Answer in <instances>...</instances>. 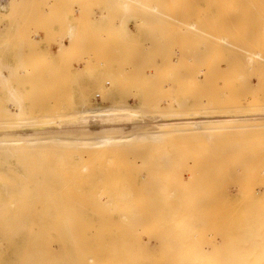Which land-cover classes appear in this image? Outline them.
Wrapping results in <instances>:
<instances>
[{
    "label": "rangeland",
    "instance_id": "obj_1",
    "mask_svg": "<svg viewBox=\"0 0 264 264\" xmlns=\"http://www.w3.org/2000/svg\"><path fill=\"white\" fill-rule=\"evenodd\" d=\"M256 1L257 3H255ZM256 1L227 0L226 3H229L228 5L225 3V6L228 7L220 9L221 6H224L222 5L224 3L222 1L221 4L218 0L217 2L215 0H1L0 2L5 4V10L2 14L0 13V137H3V139H11L20 135V137H24L32 129L28 123H32L34 120L42 122L44 125L41 123L39 127H45L46 131H56L59 128L78 130L84 127L100 129L108 125L122 126L125 130H131L137 125L147 123L148 126L144 128V131L150 132L154 130V126H157L160 121L166 119L165 117L167 119L174 118L171 116L173 113L207 111L209 115H212L213 111L223 112L229 109L230 106H232L230 109L234 106L237 113L257 112L261 108L264 110V62L259 61L260 58H256L255 60L260 62L258 66L252 67L246 63V54L249 55V53L254 52L264 58V20L262 21L259 18V16L264 15V12H261L262 9L260 11L258 9L260 8L258 5L264 7V0ZM218 9L220 10L218 11ZM226 9H228L227 12H223ZM220 11L225 16H220L221 20L218 18L219 21H215L217 14L222 15L219 13ZM228 19L229 21H227ZM220 22L222 25H220ZM192 24L195 26H191ZM70 28H72V36L70 37L72 45L69 47V38L67 39L66 36L69 34L68 30ZM216 37L224 38L225 43H228V45L224 44V41L223 44L220 43L219 38L217 40ZM59 45H65L64 48L61 47L62 51H59ZM244 50L251 51L246 53L247 51L244 52ZM205 74L204 78L203 75ZM190 76L195 79L192 81ZM258 78L260 79L258 80ZM225 85L226 89L224 88ZM232 91H234V95ZM97 94H100V96L97 97ZM192 95L196 96L191 98ZM83 98L88 101L89 106H108L111 104L131 107L138 116L115 117L110 120L90 116L88 120H84L76 115ZM175 118L183 117L175 116ZM51 119L56 120L58 123H46ZM253 122H242L239 124L241 127L233 124V126L228 125V127L226 125V127L222 126L219 131H222V129L225 131H222V133L218 131L216 132L217 135L214 133L216 137L196 132L197 135L192 134V136L190 134L188 136L190 131L182 128V126H180L181 129L179 125H175L178 130L175 129L173 133L167 132L158 141H152L151 136H148L149 138L147 137L141 143H133L130 146L122 145L124 148L120 146H109L110 149L107 146L95 147L92 144L93 142L84 145L74 142V145L67 144L70 145L69 147L61 142L45 144L42 141L27 143L20 148L12 145V142L0 144V174L5 172V193H3L4 191L0 192V203L3 205L0 210V234L9 229L10 232L16 231L20 226L18 219L25 214L28 207H36L45 212H52L50 219L55 218V222L57 218L55 213L57 212H61L60 215L63 217L64 215L68 216L69 219H72L73 212H78L81 218L84 216L86 221L93 219L92 222L96 223L92 227L85 226L87 238L90 237L88 236L91 233L90 231L94 232L93 228L97 229L99 225L105 223L102 225L104 229L99 226L95 232L104 239L111 238L112 246H115L116 237L121 234L127 237L126 239L133 240L132 236L134 234H131L132 229L130 228H133V224L138 221L137 211L140 213L141 210L142 213H145L144 209L158 208L159 211H163L166 208L165 213L168 212L169 216H172V213L174 211L176 213L177 209L185 208L184 203L186 207V203H189L188 206L190 205L191 209L193 207L196 210L203 208L202 210H205V213L209 210L208 212L213 214L210 207L217 209L218 217H213V215L217 216L215 211L213 215L209 213L210 217L208 213L205 214L209 218V220L207 217L205 218L207 223L215 224V222L222 221L225 225L227 222L224 220L226 219L230 222L233 220L231 223L234 224L242 223L241 218L238 219V212L234 214V210H230L229 207H234V205H241L242 207L244 204L250 206L253 204L251 200H256L255 204L257 205L258 199H253V197L247 195L250 199L242 195H246L247 192L251 194L250 192H252L253 196L257 198L262 197L264 194V156L262 155L264 154V120ZM242 124H245V127ZM248 129H250V134H248ZM259 131L261 132L260 135L258 134ZM241 132L246 136H243ZM253 132L256 133L252 135ZM229 135H232V137ZM190 136L191 138L188 139ZM210 139L214 142L211 143ZM248 139L251 143L253 139L255 140L252 144H255L260 152L255 149ZM236 142L240 143V147L237 146ZM241 142H243L244 148L241 147ZM39 144L43 145L42 148L37 146ZM250 144L251 147L248 148L247 145L250 146ZM64 145L66 146L64 147ZM71 145L75 147L73 148ZM189 145H192V147L190 146V149L185 150V146L188 147ZM202 145L205 146V149ZM5 146L6 149L10 147L11 150L8 149L11 152L10 156L8 155L9 152L5 151ZM35 146H37V150L34 149ZM77 146H81L82 149ZM82 146H85V150ZM208 147L211 148V151ZM181 148L185 150L186 154H184V150H179ZM97 149L100 154L98 151L96 152ZM27 150H30L29 155H27ZM254 151L259 154L256 152V155H253L255 154ZM83 153L84 155H82ZM190 153L191 155L193 153L194 156H191ZM196 155L198 157L201 155V158ZM255 156H258L256 157L257 160ZM168 158H170L169 161L173 160V164L168 163ZM131 160L134 164L129 162ZM183 162H185V165ZM171 164L182 170L177 171L175 168H171ZM222 167H225V169ZM190 170L193 173L191 174L192 177L189 176L188 171ZM242 170H244V173ZM236 171L241 172L239 173L240 176ZM244 174L247 176H244ZM254 174L258 175L255 176ZM129 176L131 179H129ZM204 178H207V180ZM234 178L235 180H233ZM240 179L242 182H240ZM35 181L39 183L34 184ZM225 181L227 183L221 185ZM213 182L215 186H213ZM201 184H206V186ZM23 190H25L24 195L21 193L24 192ZM191 190L192 192H190ZM237 192L240 193L237 194ZM220 193L225 194L224 197L222 196L225 204L219 196L222 195ZM188 194L190 196L189 200ZM233 195L234 198L238 199L235 200L238 203H235L234 200L230 203L227 202ZM239 195L240 198H238ZM241 196L250 200L241 203L245 200ZM208 197L209 200H206ZM201 199L202 201H200ZM239 199H242V201H239ZM190 200L195 201L196 204L190 202ZM127 201L130 203H127ZM122 202L127 203L128 206H125ZM207 202H210L209 205ZM247 202L249 203L247 204ZM259 202L258 205L262 207L264 200L261 202L262 204H259ZM196 205L198 207H195ZM140 207L142 208L140 209ZM60 208L63 210L57 211ZM127 208L130 209L131 215L133 213L132 220L122 219L118 214L120 209ZM225 208L226 210L223 211ZM237 209L239 210V207ZM227 210H230L238 218L232 219V213ZM179 211L181 212V210ZM218 211L220 213L222 211V214H218ZM96 212H99V215L95 214ZM182 212L184 211L182 210ZM225 213H227L226 215L231 213V215L226 216V218L224 217ZM181 214L178 215V218L176 217L177 219L173 215V221L171 217L168 218L171 222L165 216L164 219L168 222L162 220L158 224L160 226L156 227L163 230V232L164 228L167 229L168 235L171 230L178 233L180 231L178 226L181 225H178L176 229L172 225H177L181 221ZM198 214H195V216ZM220 216L222 219H226L222 220ZM107 218H109V221L111 220L110 223L117 224V226L122 224L125 227L130 224L129 231L127 228L122 227V230H126V232H121L117 226L115 228L110 223H108L110 227L107 226L110 230L109 228L107 230ZM194 219L197 220V223L200 220L198 216L192 218V220ZM220 219L221 221H219ZM175 220L177 221L174 222ZM163 221L164 225L161 224ZM172 222L174 224H171ZM180 224H183V221ZM193 225L198 224L193 221ZM221 225L220 223V225L216 224V227L215 225L212 226L214 230L218 228V231L223 226ZM181 227L180 229H182ZM24 229L26 228L24 227L23 231L18 233L22 244L24 239L27 238ZM223 229L224 232L225 230L227 232L224 226ZM231 229L234 234L238 232L235 234L237 237L239 235L241 237L245 236L242 239L246 240L250 238L241 228L231 227ZM240 229L242 231L239 232ZM194 230H200L199 233L197 232L200 236L202 231H205V237L202 236L203 240H199L201 237L196 239V235H194L192 240L188 241L189 243H186L187 241H184L183 238L184 243L181 239L178 241L180 236H184L180 235L179 232L178 239L174 241L175 243L178 241L177 245L175 244L176 246L173 244L174 242L170 243L172 245L166 244L167 246L174 245L176 248L174 250L176 253L170 250V254L177 255V251L181 247L183 248L180 241L186 247L189 245L188 247L191 246L195 250L199 249L198 252L206 249L207 252L212 253L211 246L215 243L213 237L216 235L214 230L208 228ZM220 230L218 232H221ZM206 232L208 236L211 234L210 237H212H208ZM254 232L253 235L256 234ZM259 234L260 236L257 237L261 240L263 236L261 233ZM90 235L92 236V234ZM127 235L132 236L130 238ZM249 235L251 236V234ZM215 237L219 239V237ZM16 239L17 236H13L6 241L0 240V250L6 255L5 258H7L8 264L16 263L18 258L17 250L11 256L9 255V245L14 241L16 242ZM143 239L146 240V237L144 236ZM260 240L257 239L252 244L251 242L247 244L246 241L244 243L246 245L240 243L241 246L240 244L239 246L246 248L249 245V248L255 246L257 249L261 245L262 247L255 251L259 253L262 248L264 250V242H262L264 238L262 241ZM220 241V246L226 245L225 243L222 244V240ZM211 242H213L212 245ZM256 242L258 245H256ZM150 243L155 245L156 240L153 238ZM177 246L180 249L177 250ZM172 248L174 249V247ZM167 250L169 252V249ZM263 250L259 255L264 253ZM180 251H178V255L183 253ZM187 251H184L183 255L185 252L188 253ZM224 252L222 251V253ZM178 257L180 259V256ZM225 258H222V262L229 257ZM182 259L185 258L182 257ZM209 259L207 258V260ZM229 259L231 260V258ZM168 260L166 262H170V259ZM175 260L177 264L184 261H180L181 259L178 261L176 258ZM245 260L250 261L251 258H245ZM242 261H244V258ZM261 261H263L262 258ZM185 262L188 263L187 259H185Z\"/></svg>",
    "mask_w": 264,
    "mask_h": 264
},
{
    "label": "bare ground",
    "instance_id": "obj_2",
    "mask_svg": "<svg viewBox=\"0 0 264 264\" xmlns=\"http://www.w3.org/2000/svg\"><path fill=\"white\" fill-rule=\"evenodd\" d=\"M1 1V0H0ZM128 1V0H127ZM131 1V0H130ZM216 2H217V0H215ZM222 1H223V3L224 4H222ZM251 1V0H250ZM253 1V0H252ZM256 1V0H255ZM218 2H220L222 5H224V6H221V8L220 9H225L226 7H228V6H225L226 4L228 5V3H226L227 2V0H218ZM214 3V2H213ZM226 3V4H225ZM255 3H257V1L255 2ZM254 3V5L257 7V5ZM218 4V3H217ZM217 4H215V5H217ZM259 4V3H258ZM261 4V3H260ZM218 5H220V4H218ZM251 5H252V3H251ZM215 7H219V6H215ZM252 7H254L253 5H252ZM258 7H260V8H258L259 9V11H260V9H262L263 11H261V12H264V7H263V5L261 6V5H258ZM236 8V7H235ZM197 9V8H196ZM216 9V8H215ZM220 9H218V11L220 10ZM255 9V8H254ZM258 9H257V11H258ZM5 10V4L4 3H1L0 2V13L2 14V12ZM217 10V9H216ZM227 10L228 9H226V10H223V12L224 11H226L227 12ZM259 11H258V13H259ZM222 12V13H223ZM218 13V12H217ZM216 13V14H217ZM219 13H221V11L219 12ZM221 13V14H222ZM257 13V12H256ZM257 13V14H258ZM261 14V13H260ZM263 14V13H262ZM220 16H225V14H222V15H218L217 14V19L218 18H220V20H221V17ZM258 16H259V14H258ZM173 17V16H172ZM222 17V18H223ZM174 18V17H173ZM259 18H261L262 19V21L264 20L263 18H264V15H261V16H259ZM215 20V21H219V19L218 20ZM174 20H175V18H174ZM227 21H229V19L227 20ZM218 23V22H217ZM225 23H226V21H225ZM224 23V24H225ZM263 23V22H262ZM141 24V23H140ZM181 24V23H180ZM214 24V23H213ZM227 24V23H226ZM225 24V25H226ZM264 24V23H263ZM220 25H222V23L220 22ZM191 26H195L194 24H192ZM212 26V25H211ZM217 26H218V24H217ZM233 26V25H232ZM78 27V26H77ZM140 27V26H139ZM176 28V27H175ZM190 28H192V27H190ZM262 28H263V26H262ZM196 30V29H195ZM236 31V30H235ZM68 33L69 34H67V39L69 38V47H70V45H72L71 43V41H70V37L72 36V28H70L69 30H68ZM60 36V35H59ZM214 38V37H213ZM219 38V42L220 43H222L225 39L224 38H222V37H218ZM218 38L216 37L215 39H217L218 40ZM63 39V38H62ZM179 40V39H178ZM247 41V40H246ZM71 42V43H70ZM59 43V42H58ZM224 44H227L228 45V43H225V41L223 42ZM222 43V44H223ZM63 45V44H62ZM62 45H59V47H60V49H59V51H62V49H61V47H63L64 48V46L66 45H64V46H62ZM231 46V45H230ZM218 47H220V45H218ZM233 47V46H232ZM234 48H236V47H234ZM68 49V48H67ZM219 49V48H218ZM247 49V48H246ZM256 49V48H255ZM257 50V49H256ZM247 50H244V52H246ZM249 51H251V50H249ZM249 51H247L246 53H248ZM253 52V51H252ZM254 53V52H253ZM249 53V55L248 54H246L247 56H246V63H248V65L249 66H252V67H254V66H258L259 65V63L260 62H258L257 60H255L256 58H260V60L259 61H263L264 62V58H261L260 57V55L259 54H257V53ZM22 58H24V57H22ZM20 59V58H19ZM18 59V60H19ZM23 61V60H22ZM186 62V61H185ZM23 64V63H22ZM207 65H208V63H206ZM205 64V65H206ZM242 64V63H241ZM262 65V64H261ZM192 66V65H191ZM22 67H24L23 65H22ZM193 67V66H192ZM203 67V66H202ZM200 68V67H199ZM214 68V67H213ZM198 69V68H197ZM201 70V69H200ZM206 70H207V67H206ZM190 71V70H189ZM197 72H198V70H197ZM202 72V71H201ZM201 72H200V74H201ZM244 72V71H243ZM264 72V71H263ZM203 73V72H202ZM192 74V73H191ZM195 74V73H194ZM193 76V75H192ZM204 76H206V74L205 75H203V77ZM196 77V76H195ZM190 78H191V80L193 81V79H195V78H192L191 76H190ZM205 78V77H204ZM251 79V78H250ZM260 78H258V80H259ZM195 81V80H194ZM238 81V80H237ZM263 81V80H262ZM214 82V81H213ZM240 82V81H239ZM109 83V82H108ZM228 83V82H227ZM195 84V83H194ZM214 84V83H213ZM248 84H249V82H248ZM210 85V84H209ZM208 85V86H209ZM217 85V84H216ZM247 85V84H246ZM101 86V85H100ZM99 86V87H100ZM212 86V85H211ZM230 86V85H229ZM231 86H232V84H231ZM208 88V87H207ZM213 88V87H212ZM225 89L227 88L226 87V85H225V87H224ZM196 89V88H195ZM230 89V88H229ZM100 90H102V89H100ZM223 90V89H222ZM221 90V91H222ZM191 91V90H190ZM193 91V90H192ZM214 91V90H213ZM231 91V90H230ZM207 92V91H206ZM104 93V92H103ZM193 93H196V92H193ZM214 93V92H213ZM234 93V91H232V94ZM263 93V92H262ZM107 94V93H106ZM190 94V93H189ZM210 94V93H209ZM220 94V93H219ZM235 94V93H234ZM233 94V95H234ZM197 95H198V93H197ZM208 95V94H207ZM212 95V94H211ZM96 96H100V94H97ZM103 96H104V94H103ZM194 96H196V95H192L191 96V98L192 97H194ZM228 96V95H227ZM105 97V96H104ZM198 97H200V96H198ZM211 97V96H210ZM226 97V96H225ZM235 97H236V95H235ZM196 99H197V97H195ZM213 98V97H212ZM227 98V97H226ZM232 98V97H231ZM238 98V97H237ZM21 99V98H20ZM201 100V99H200ZM238 100V99H237ZM233 101H234V99H233ZM263 101V100H262ZM88 101H86L84 98L81 100V102H80V108L78 109V111H77V113H76V115H79V117L81 118V119H84V120H88V117H90V116H92V117H101V118H103V119H105V120H110V119H112V118H115V117H123V118H125V117H128V116H138V114L137 113H135L134 111H133V109L131 108V107H126V106H124V105H121V106H116V105H111V104H109L108 106H103V105H99V106H89L88 104L89 103H87ZM196 102V101H195ZM214 102V101H213ZM237 102V101H236ZM239 102V101H238ZM234 103H235V101H234ZM213 104V103H212ZM15 105V104H14ZM17 105H18V103H17ZM221 105V104H220ZM194 106V105H193ZM203 106V105H202ZM208 106V105H207ZM217 106V105H216ZM222 106V105H221ZM218 107V106H217ZM230 107H232V106H230ZM230 107H229V109H227V110H225V111H217V110H215V111H213L212 113V115H209L208 113H207V111L206 112H202V111H198V112H196V111H194V112H181V113H173L171 116H173L174 118H168L167 119V117H165L166 119H164L163 121H160L158 124H157V126H154V130L153 131H150V132H145L144 131V128L145 127H147L148 125H147V123L146 124H142V125H137V126H135V127H133L131 130H125L122 126H120V127H115L114 125H108V126H105V127H102V128H100V129H90V128H81V129H78V130H64V129H60L59 128V130H56V131H46V128L45 127H39V125L41 126V123L42 122H38V121H33L32 123H28V125L29 126H31L32 127V129L30 130V132H29V134L27 133V135L26 136H24V137H13V138H11V139H3V137H0V144H4L5 142H12V145H15V146H17L18 148H20V147H22L23 145H26L27 143H33V142H38V141H42L43 143H45V144H50V143H52V142H56V143H58V142H61V143H63V144H72V145H74V142L76 143H79V144H89V142H93L92 144H93V146H95V147H102V146H107V148L109 147V146H120V147H122V148H124L122 145H124V146H130L131 144H133V143H141V141H143V140H146V138L148 137V136H151L150 137V139H152V141H154V140H160V138L163 136V135H165L167 132L169 133V131H170V133H173V131L176 129V127L177 126H175V125H179V127L180 126H182V128H184V129H186L187 131H190V133L188 134V136L191 134H195V132L196 133H203V134H206V135H208V136H211V135H214L215 136V134L214 133H216V132H218L219 131V129H221V127L222 126H227L228 127V125H235V126H237V127H241V125H239V124H241L242 122H250L251 121V123H254L253 121H261V120H264V110H262L263 108H261V110H258L257 112H250V113H237V111H236V108H234V106H233V108L232 109H230ZM205 108V107H204ZM209 108H210V106H209ZM212 108V107H211ZM213 108H214V106H213ZM221 108V107H220ZM206 109V108H205ZM219 109V108H218ZM136 110V109H135ZM199 110V109H198ZM140 113V112H139ZM66 114V113H65ZM165 116H167V115H165ZM175 116H180V117H183V118H175ZM63 117V116H62ZM34 119V118H33ZM95 119V118H94ZM84 120H82L83 122H85ZM60 121V120H59ZM62 121V120H61ZM55 122H57L56 120H54V119H51L50 121H47L46 123H55ZM58 123V122H57ZM258 123V122H257ZM43 124V123H42ZM224 124V125H223ZM246 124V123H245ZM245 124H242L243 125V127H245ZM44 125V124H43ZM232 125V126H233ZM250 125V124H249ZM254 125V124H253ZM255 125H257L256 123H255ZM262 125V124H261ZM45 126H47L46 124H45ZM225 126V127H226ZM248 126V125H247ZM230 127V126H229ZM181 128V127H180ZM179 128V129H180ZM181 128V129H182ZM263 129V128H262ZM176 130H178V128L176 129ZM255 130V129H254ZM259 130V129H258ZM222 131H225V130H223L222 129ZM222 131H219V132H221L222 133ZM242 131H244V130H242ZM248 131H249V133L248 134H250V129H248ZM73 132H75L74 134H73ZM192 132V133H191ZM188 133V132H187ZM186 133V134H187ZM239 133V132H238ZM251 133H252V131H251ZM256 133V132H255ZM254 132H253V134L252 135H254L255 134ZM259 133H261L260 131L258 132V134ZM20 134H22V133H20ZM25 134V133H24ZM149 134V135H148ZM185 134V135H186ZM241 134H243V132H241ZM73 137H72V136ZM192 135V136H193ZM195 135H197V134H195ZM194 135V136H195ZM216 135H217V133H216ZM222 135H224V134H222ZM260 135V134H259ZM264 135V134H263ZM23 136V135H22ZM174 136V135H173ZM199 136V135H198ZM229 136H231L232 137V135H229ZM235 136V135H234ZM238 136H241V135H238ZM243 136H246L245 134H243ZM251 136V135H250ZM180 137H182V135H180ZM186 137H187V135H186ZM216 137V136H215ZM222 137V136H221ZM221 137H218V138H221ZM226 137H227V135H226ZM236 137V136H235ZM149 138V137H148ZM173 138V137H172ZM189 138H191V136L190 137H188V139ZM168 139V138H167ZM170 139V138H169ZM182 139H184V138H182ZM200 139V138H199ZM240 139V138H239ZM255 139V138H254ZM253 139V142L252 143H254V140ZM184 140H187V139H184ZM198 140V139H197ZM228 140V139H227ZM261 140V139H260ZM192 141H193V139H192ZM202 141V140H201ZM201 141H199V142H201ZM210 141H211V139H210ZM221 141V140H220ZM248 141H249V139H248ZM69 142H71V143H69ZM214 142V141H213ZM212 141H211V143H213ZM240 142V141H239ZM250 142V141H249ZM261 142H263V141H261ZM261 142H259V143H261ZM181 143V142H180ZM186 143V142H185ZM190 143H191V141H190ZM204 143V142H203ZM207 143V142H206ZM217 143V142H216ZM237 143V142H236ZM251 143V142H250ZM251 143V144H252ZM183 144V143H182ZM208 144V143H207ZM206 144V147L208 146ZM238 144V143H237ZM240 144V143H239ZM237 145V146H239L240 147V145ZM241 144H242V148H244V145H243V142H241ZM251 144H250V146H248L249 145V143H248V145H247V147L249 148V147H251ZM61 145V144H60ZM66 145H64V147L66 146ZM71 145V146H72ZM139 145V144H138ZM186 145V144H185ZM187 145H188V143H187ZM192 145H194L193 143H192ZM192 145H189L188 147L187 146H185L186 148H185V150L188 148V149H190L189 147L191 146L192 147ZM204 145V144H203ZM202 145V146H203ZM216 145V144H215ZM222 145V144H221ZM231 145V144H230ZM229 145V146H230ZM252 145H254V147H255V144H252ZM37 146H41V148H42V146L43 145H37ZM37 146H35L36 148H34L35 150H37ZM68 147L70 146V145H67ZM91 146V145H90ZM199 146V145H198ZM201 146V145H200ZM199 146V147H200ZM25 147V146H24ZM23 147V148H24ZM73 147V146H72ZM75 147V146H74ZM73 147V148H74ZM77 147H79V149L81 148V146H77ZM82 147H84L83 149L85 150V146H82ZM87 147L89 148V146L87 145ZM86 147V148H87ZM94 147V148H95ZM111 147H109V149L111 148ZM183 147H184V144H183ZM218 147H220V146H218ZM226 147H228V146H226ZM234 147V146H233ZM253 147V148H254ZM17 148V149H18ZM87 148V149H88ZM92 149H93V147H91ZM107 148H105V150L107 149ZM118 148V147H117ZM122 148H119V149H122ZM128 148H130V147H128ZM133 148V147H132ZM194 148V147H193ZM196 148H198V147H196ZM203 148L205 149V146H203ZM209 149H210V151H211V148L210 147H208ZM238 148V147H237ZM259 148V147H258ZM5 149H6V146H5ZM8 149H10V147L8 148ZM8 149H6L5 151H7V152H9L8 153V155L9 154H11V152H10V150H8ZM13 150H14V148H12ZM40 148L38 147V150H39ZM43 149H44V147H43ZM82 149V148H81ZM100 149V148H99ZM219 149V148H218ZM231 149V148H230ZM255 149H257L256 147H255ZM12 150V151H13ZM31 150V149H30ZM30 150H27V155H29L28 154V152L30 151ZM32 150H33V148H32ZM34 150V151H35ZM73 150V149H72ZM90 150V149H89ZM95 150V149H94ZM102 150V149H101ZM113 150V149H112ZM179 150H182V148L181 149H179ZM184 150V149H183ZM182 150V151H183ZM185 150H184V154H186L185 153ZM198 150H200V149H198ZM207 150V149H206ZM258 150V149H257ZM14 151H17L16 149L14 150ZM66 151V150H65ZM99 152V150L97 149L96 150V152ZM106 151H108L109 152V150L107 149ZM105 151V152H106ZM181 151V152H182ZM194 151V150H193ZM205 151V150H204ZM216 151V150H215ZM218 151V150H217ZM248 151V150H247ZM251 151H253V150H251ZM3 152V151H2ZM19 152V151H18ZM21 152V151H20ZM23 152H25V151H23ZM94 152V151H93ZM113 152V151H112ZM208 152V151H207ZM223 152V151H222ZM246 152V151H245ZM255 152V151H254ZM257 152V151H256ZM256 152H255V154H253V155H256ZM258 152H260L259 150H258ZM257 152V153H258ZM264 152V151H263ZM14 153V152H13ZM12 153V154H13ZM16 153V152H15ZM32 153V152H31ZM79 153V152H78ZM119 153H121V152H119ZM199 153V152H198ZM211 153V152H210ZM17 154H19V153H17ZM22 154V153H21ZM33 154V153H32ZM93 154V153H92ZM99 154H100V152H99ZM98 154V155H99ZM171 154V153H170ZM169 154V155H170ZM176 154H177V152H176ZM196 154V153H195ZM212 154V153H211ZM233 154V153H232ZM235 154H236V152H235ZM259 154V153H258ZM257 154V155H258ZM82 155H84V153L82 154ZM190 155H191V153H190ZM192 155L194 156V154L192 153ZM191 155V156H192ZM202 155V154H201ZM200 155V156H201ZM208 155V154H207ZM263 156H264V154H262ZM10 156V155H9ZM12 156V155H11ZM15 156H17V155H15ZM22 156H23V154H22ZM95 156H96V154H95ZM117 156V155H116ZM171 156V155H170ZM177 156V155H176ZM197 156V155H196ZM198 157V158H201V157ZM249 156V155H248ZM13 157V156H12ZM11 157V158H12ZM17 157H19V156H17ZM21 157V156H20ZM98 157V156H97ZM122 157V156H121ZM186 157V156H185ZM226 157H227V155H226ZM256 157H258V156H255V158ZM262 157V156H261ZM203 158V157H202ZM246 158V157H245ZM7 159H8V156H7ZM13 159V158H12ZM91 159V158H90ZM115 159H117V158H115ZM125 159V158H124ZM137 159V158H136ZM169 159L170 158H168V163L169 162H173V160L172 161H169ZM196 159V158H195ZM220 159V158H219ZM264 159V158H263ZM6 160V159H5ZM121 160H123V159H121ZM188 160V159H187ZM209 160V159H208ZM254 160V159H253ZM256 160H257V158H256ZM6 161H8V160H6ZM6 161H5V163H6ZM114 161V160H113ZM136 161V160H135ZM180 161V160H179ZM183 161V160H182ZM190 161V160H189ZM259 161V160H258ZM98 162V161H97ZM129 162H131L132 163V160L131 161H129ZM195 162V161H194ZM230 162V161H229ZM3 163V162H2ZM99 163V162H98ZM100 163H102V162H100ZM122 163V162H121ZM128 163V162H127ZM184 163V165H185V162H183ZM264 163V162H263ZM93 164V163H92ZM118 164V163H117ZM123 164V163H122ZM125 164V163H124ZM132 164H134V162L132 163ZM173 164V163H172ZM171 164V165H172ZM239 164V163H238ZM91 165V164H90ZM111 165H113V164H111ZM187 165V164H186ZM194 165V164H193ZM261 165V164H260ZM260 165H258V166H260ZM92 166H94V165H92ZM91 166V167H92ZM105 166V165H104ZM134 166V165H133ZM173 166V165H172ZM171 166V168H175V170H177V171H179L180 170V168H178V167H172ZM195 166H197V165H195ZM230 166V165H229ZM240 166V165H239ZM251 166V165H250ZM258 166H257V168H258ZM88 167H89V165H88ZM184 167V166H183ZM188 167V166H187ZM102 168V167H101ZM109 168H110V166H109ZM135 168V167H134ZM182 168V167H181ZM197 168V167H196ZM223 168V167H222ZM3 169V168H2ZM187 169V168H186ZM223 169H225V167L223 168ZM246 169V168H245ZM21 170V169H20ZM19 170V171H20ZM121 170V169H120ZM174 169H173V171L174 172H176ZM182 170V169H181ZM180 170V171H181ZM94 171V170H93ZM107 171H108V169H107ZM125 171V170H124ZM239 171V170H238ZM243 171V173H244V170H242ZM173 172V173H174ZM189 172V176L190 177H192L191 176V174H193V173H191L192 171L190 170V171H188ZM254 172V171H253ZM114 173V172H113ZM196 173V172H195ZM236 173H238V175H239V173H241V172H237L236 171ZM246 173H247V171H246ZM256 173H258V171H256ZM261 173V172H260ZM264 173V172H263ZM7 174V173H6ZM126 174V173H125ZM170 174H172V173H170ZM176 174H178V173H176ZM175 174V175H176ZM83 175V174H82ZM129 175V174H128ZM222 175H223V173H222ZM221 175V176H222ZM237 175V174H236ZM246 174H244V176H245ZM255 176L256 175H258V174H254ZM114 176V175H113ZM178 176V175H177ZM177 176H176V178H177ZM181 176V175H180ZM203 176H204V174H203ZM240 176V175H239ZM247 176V175H246ZM130 177V176H129ZM182 177V176H181ZM195 177V176H194ZM193 177V178H194ZM225 177V176H224ZM250 177V176H249ZM248 177V178H249ZM76 178V177H75ZM200 178V177H199ZM216 178V177H215ZM252 178V177H251ZM254 178V177H253ZM264 178V177H263ZM26 179V178H25ZM37 179V178H36ZM87 179V178H86ZM115 179V178H114ZM129 179H131V177L129 178ZM183 179V178H182ZM191 179V178H190ZM202 179H203V177H202ZM205 179V178H204ZM208 179H209V177H208ZM246 179V178H245ZM256 179V178H255ZM197 180V179H196ZM205 180H207V178L205 179ZM226 180V179H225ZM230 180H232V179H230ZM229 180V181H230ZM233 180H235V178L233 179ZM237 180H239L238 178H237ZM236 180V181H237ZM249 180V179H248ZM34 181V180H33ZM209 181V180H208ZM211 181V180H210ZM42 182V181H41ZM88 182H90L89 180H88ZM99 182V181H98ZM207 182V181H206ZM240 182H242V180L240 179ZM250 182V181H249ZM254 182H255V180H254ZM22 183H24V182H22ZM34 184H36V183H39L38 181L36 182H33ZM44 183V182H43ZM80 183V182H79ZM86 183V182H85ZM189 183V182H188ZM205 183V182H204ZM217 183H219V182H217ZM225 183H227L226 181L224 182V183H221V185L222 184H225ZM248 183V182H247ZM122 184H123V182H122ZM130 184V183H129ZM176 184V183H175ZM209 184V183H208ZM207 184V185H208ZM237 184V183H236ZM254 184V183H253ZM256 184H257V182H256ZM255 184V185H256ZM262 184H263V180H262ZM80 185V184H79ZM168 185V184H167ZM166 185V186H167ZM189 185V184H188ZM197 185V184H196ZM202 185V184H201ZM218 185V184H217ZM202 186H206V184H204V185H202ZM213 186H215L214 185V182H213ZM245 186V185H244ZM137 187V186H136ZM228 187V186H227ZM179 188V187H178ZM202 188V187H201ZM215 188V187H214ZM225 188H226V186H225ZM239 188V187H238ZM250 188H252L251 186H250ZM181 189V188H180ZM197 189V188H196ZM209 189H210V187H209ZM223 189H224V187H223ZM212 190V189H211ZM243 190V189H242ZM1 191H4L3 193H5V172L4 173H1L0 174V192ZM24 192H21L22 193V195H24V193H25V190H23ZM143 191V190H142ZM180 191V190H179ZM202 191V190H201ZM224 191V190H223ZM115 192V191H114ZM134 192V191H133ZM132 192V193H133ZM190 192H192V190L190 191ZM212 192H213V190H212ZM168 193V192H167ZM201 193V192H200ZM205 193V192H204ZM204 193H203V195H204ZM208 193H210V192H208ZM219 193V192H218ZM224 193V192H223ZM223 193H220V194H222V195H219V196H221L220 198H221V200L223 201V199H222V196L223 195H225V194H223ZM225 193H227L226 191H225ZM238 193H240V192H237V194ZM248 193V194H247ZM247 193H245L246 195H244L243 193V195L242 196H250V197H253V199H258V201H260L259 202V204H262L261 202L264 200L263 199V196H264V194H263V196L262 197H254L253 196V194H252V192H250L251 194H249V192H247ZM117 194V193H116ZM127 194V193H126ZM136 194V193H135ZM199 196H200V194L199 193H197ZM207 194V193H206ZM206 194H205V196H206ZM214 194V193H213ZM230 194H231V191H230ZM87 195H88V193H87ZM208 195H210V194H208ZM212 195V194H211ZM210 195V196H211ZM252 195V196H251ZM255 195V194H254ZM120 196V195H119ZM188 196H189V194H188ZM192 196V195H191ZM195 196H196V194H195ZM209 196V197H210ZM241 196V197H242ZM247 196V198H250V197H248ZM258 196H260V195H258ZM117 197V196H116ZM141 197V196H140ZM149 197V196H148ZM194 197V196H193ZM204 197V196H203ZM209 197L206 199V200H209ZM213 197V196H212ZM215 197V196H214ZM224 197V196H223ZM244 197H242L243 199H245ZM102 198V197H101ZM100 198V199H101ZM205 198V197H204ZM204 198H203V200H204ZM216 198V197H215ZM226 198V197H225ZM238 198H240V195H239V197ZM245 199V200H243L242 201V199H239V201H242L241 203H244L245 201H247V200H250V199ZM261 198V199H260ZM133 199V198H132ZM180 199V198H179ZM186 199V198H185ZM190 199V196H189V198H188V200ZM194 199H195V197H194ZM211 199V198H210ZM228 199H229V197H228ZM231 199V200H230ZM230 199L227 201V199H225L227 202H233V200L235 201V200H238V199H236V197L234 198V195L233 196H231L230 197ZM263 199V200H262ZM174 200H176V199H174ZM199 200V199H198ZM198 200H196V201H198ZM213 200V199H212ZM216 200V199H215ZM219 200V199H218ZM106 201V200H105ZM163 201V200H162ZM200 201H202V199L200 200ZM214 201V200H213ZM256 200H254V201H252L251 200V203L253 202V204H251L250 206H246L245 204V206L244 205H242V207H241V205L240 206H235L234 205V207H229L230 208V210H234V214H236L237 212H238V214H239V218H238V216H235V215H233V213L230 211V210H227L228 212H231L232 213V219H235V217L236 218H238V219H240V220H242V223H239L237 220H234V221H237L238 223H236V224H234V223H231V222H233V220L230 222V221H227L228 219H226L227 217L226 216H228V215H231V213L230 214H228V215H226L227 213H225V215H224V217H226V218H223V219H226V220H224V221H226L225 223V225H223V223H222V221H221V219H222V217H221V219L219 220V221H221V222H219V223H216L215 221V224H212V223H210V225L212 224V225H215V227H216V224H219L220 225V223L224 226V228L225 229H227V232H226V230H225V232H224V229H223V226L219 229L221 232H218L217 231V229L215 228V230H214V228H213V226L211 225V227L209 228V223H207V221H205L206 219V217H207V219L209 220V218H208V215H209V213L210 212H208L209 210V208H206L208 211H206L207 213H208V215L207 216H205V214H207V213H205V210H202L203 208H199V209H201V210H196V209H194V207H193V209H191L192 207H189L188 206V204L186 203V205H187V207L185 206V203L183 204L184 205V209H180L179 208V210H181V212H182V210L184 211V212H182V214H181V212L177 209V211H176V213H175V211L174 210H172V209H168V210H172V211H174L172 214L174 215V217L176 218H178V215H180L181 214V221H183V224H180V222L181 221H179L178 223H177V225H172L175 229L177 228V226L178 225H183L182 227L181 226H178V229L180 230H178L181 234L180 235H184V236H180V237H182V238H180L179 237V239H178V236H179V232L177 233V232H175V230L174 231H169V232H171V233H169V235L167 234V229H165L164 228V232H163V230H161L160 228H158L159 226H158V224H160L159 222L161 221L162 222V220H164V221H166V219H168V218H172L171 220L173 221V219H174V217H173V215L172 216H169V213L167 214V213H165V211H166V208H165V210L163 209V211L162 210H158V208L157 209H144L143 211H145V213H142L141 212V210H140V213H139V211H137V213H136V216H137V218H138V221L135 223V222H133V223H135V224H133V228H130V229H132L131 231H132V233L131 234H134L133 236L132 235H127V236H129L130 238H131V236H132V239L134 240V242H133V240L132 241H130V240H128V239H126L127 237H124V235H119L118 237H116V240H115V246H112V240H111V238L110 239H104V238H102V237H100V234H98L97 235V232H95V230L97 231L98 230V228H99V226H101V228H103L104 229V227H102V225H104V224H102V225H99L98 226V228L97 229H95V228H93L94 229V232L92 233V231H90V230H88V231H90L91 233L90 234H92V236L89 234L88 236H90V237H86L87 235H86V230H85V226H90V227H92L95 223H93L92 221H93V219L91 220H89V221H86V219H84L85 217L83 216V218H81V216H79L78 215V212H73V214H72V219H69V217L68 216H65L64 215V217L62 216V215H60V213L61 212H57V213H55L56 215H57V218H56V222H55V218H53V219H50L51 218V216H52V212H45L44 210H40L39 208H36V207H28V208H26V212H25V214H23V215H21V217H20V219H18V224L20 223V226H19V228H17L16 229V231L14 230V231H11L10 232V229L9 230H7V231H4V232H2L1 234H0V240H2V241H6V240H8V239H11L13 236L14 237H16L17 236V239H16V242L14 241V242H12V244L11 245H9V255L11 256V254L12 253H14V251H18V253H17V256H18V258H17V261H16V263H14V264H177V261L175 260V258L176 259H178V261L180 260V261H183V262H179L180 264H264V253L262 254V255H259V253H262L261 251L263 250V248L261 249V250H259L260 252L259 253H257V252H255L256 250H258V248H260V247H262L260 244V247H257V249L255 248V246H253L252 248L250 247L249 248V245H247L248 247H246V248H243V247H240L241 246V244H244V243H246V241H247V244L248 243H250L251 242V244L252 243H255L254 241L256 240L257 241V239H259L260 240V238H258L257 236H260V234L259 233H261L262 234V236H263V238H264V205H262V207L261 206H259L258 205V201H257V205L255 204L256 202H255ZM124 202V201H123ZM122 202V203H123ZM145 202H146V199H145ZM170 202V201H169ZM176 202V201H175ZM181 202V201H180ZM183 202H185V201H183ZM190 202H193V201H191L190 200ZM214 202H216V201H214ZM221 202V201H220ZM119 203H121V202H119ZM127 203H130V202H128L127 201ZM127 203L126 204H124L125 206L127 205ZM132 203V202H131ZM139 203V202H138ZM193 203H195V201L193 202ZM197 203H199V202H197ZM201 203V202H200ZM206 203V202H205ZM208 203V202H207ZM210 203V202H209ZM209 203H208V205H209ZM223 203H224V201H223ZM228 203V204H229ZM235 203H238L237 201H235ZM240 203V202H239ZM249 202H247V204H248ZM10 204H12V203H10ZM140 204H141V202H140ZM143 204V203H142ZM196 204V203H195ZM194 204V205H195ZM218 204V203H217ZM225 204V203H224ZM227 204V203H226ZM264 204V203H263ZM13 205V204H12ZM169 205V204H168ZM167 205V206H168ZM183 205L181 206L182 208H183ZM213 205V204H212ZM230 205H232V204H230ZM2 204L0 203V210H1V208H2ZM118 206V205H117ZM128 206V205H127ZM218 206H219V204H218ZM229 206V205H228ZM233 206V205H232ZM138 207V206H137ZM188 207H189V209H188ZM195 207H198V205H196ZM239 207V210H240V208H241V210H240V213H239V210L237 209L236 210V208H238ZM142 207H140V209H141ZM144 208V207H143ZM178 208V207H177ZM210 208H212V211H213V214H214V211H215V215H217V213H216V211H217V209L215 210V209H213V207H210ZM214 208H217V207H214ZM229 208H227V209H229ZM69 209H70V206H69ZM69 209H67V210H69ZM161 209V208H160ZM175 209V208H174ZM61 210H63V209H59V210H57V211H61ZM76 210V209H75ZM88 210V209H87ZM167 210V211H168ZM218 210H219V208H218ZM224 210H226V208L225 209H223V211ZM158 211V212H157ZM172 211H169V212H172ZM180 212V214H179V212ZM193 211H196V212H193ZM204 211V212H203ZM211 211V210H210ZM55 212H56V210H55ZM120 212V213H119ZM132 212V211H131ZM161 212V213H160ZM164 212V214H162ZM177 212H178V214H177ZM199 214H198V213ZM1 213V212H0ZM175 213V214H174ZM193 213V215H191ZM64 214V213H63ZM67 214V213H66ZM95 214H98L99 215V212H96ZM118 214L120 215V218H122V219H125V220H132V215H133V213H132V215H131V213H130V209H120L119 211H118ZM195 214H198V215H196L195 216ZM212 213H210V215H213ZM218 214H222V211H221V213H220V211H218ZM69 215L71 216V214H70V211H69ZM145 215V216H144ZM210 215H209V217H210ZM79 216V217H78ZM101 216V215H100ZM113 216V215H112ZM144 216V217H143ZM165 216H166V219H164L165 218ZM167 216H169V217H167ZM194 216V217H193ZM199 217V222L197 223L196 221L197 220H192V218H195V217ZM223 216V215H222ZM102 217V216H101ZM100 217V218H101ZM105 217V216H104ZM103 217V219H105ZM134 217H135V214H134ZM182 217H183V219H182ZM213 217H218V215L217 216H214L213 215ZM212 217V218H213ZM219 217V218H220ZM110 218V217H109ZM109 218H107V222L106 221H104V220H101V221H103V222H106L107 223V225H106V227L107 226H109L110 227V225L108 224V223H110L111 222V220L109 221ZM146 220H145V219ZM176 218V219H177ZM191 218V219H190ZM229 218V217H228ZM58 219V220H57ZM84 219V220H83ZM102 219V218H101ZM184 219H185V222H184ZM198 219V218H197ZM222 219V220H223ZM170 219H168V221H169ZM179 220V219H178ZM212 220H214V219H212ZM212 220H210V221H212ZM230 220V219H229ZM164 221H163V223H161V224H163L164 225ZM168 221H166V222H168ZM177 220H175L174 222H176ZM193 221H194V223L195 224H198V225H193ZM216 221H217V219H216ZM102 222V223H103ZM114 222V221H113ZM117 222V221H116ZM116 222H115V224H116ZM165 222V223H166ZM169 222H171V221H169ZM206 222V223H205ZM86 225H85V224ZM118 223V222H117ZM123 223V222H122ZM128 223V222H127ZM131 223V222H130ZM111 225H114L113 223H110ZM119 224H121L120 222H119ZM126 224V223H125ZM167 224V223H166ZM171 224H174L173 222L171 223ZM127 225V224H126ZM154 225V226H153ZM115 226V228H116V226H117V224L116 225H114ZM113 226V227H114ZM125 226V225H124ZM153 226V227H152ZM156 226H158V227H156ZM162 226V225H161ZM170 227H171V225H169ZM176 226V227H175ZM26 228V229H24L25 230V232H26V235H27V238L26 239H24V243L22 244V241H21V239L19 238V234L18 233H20V232H22L23 230V228ZM89 227V228H90ZM109 227H107V230H108V228ZM123 225L121 224V226L120 225H118L117 226V228H118V230H121V232H123L124 231V233L126 232V230H122L123 228L124 229H126L127 228V230L129 229V227H130V224H129V226H125V227H123ZM165 227V226H164ZM180 227L182 228V229H180ZM231 227H236L237 229L238 228H241L242 230H243V232H246V234H247V236H249L250 238L249 239H242V238H245V236H240L239 234V236L237 237V235H235V234H237V233H235L234 234V231L231 229ZM112 228V227H111ZM163 228V227H162ZM206 229V228H208V229H213L214 230V233H216V235L215 236H217V237H219V239L218 238H216L214 235V237H213V239H214V241H215V243L212 245V243L213 242H211V248H212V253H209V252H207V250L206 249H202V252H198V250H195L194 248H192L191 246L190 247H186V245L185 244H183V242L184 241H187L186 243H189L191 240H192V238H193V236L194 235H196V239H199V237H201L199 240H201L203 237H205V235H204V232L202 231V233H201V236H200V234H197V232L199 233V231H196V230H194V229ZM113 229V228H112ZM158 229H160V230H158ZM171 229V228H170ZM173 229V228H172ZM239 230V232L240 231H242V230ZM12 230V229H11ZM105 230H106V228H105ZM104 230V231H105ZM109 230H110V228H109ZM117 230V229H116ZM176 230V231H177ZM129 231V230H128ZM223 231V232H222ZM232 231V232H231ZM236 231H238V230H236ZM235 231V232H236ZM256 232V234H252L253 232ZM9 232V233H8ZM105 232H107V231H105ZM212 232V231H211ZM210 232V233H211ZM254 232V233H255ZM110 233V232H109ZM214 233H212V234H214ZM220 233H223V234H220ZM232 233V234H231ZM103 234H105V233H103ZM234 234V235H233ZM245 234V235H246ZM249 234H251V236L249 235ZM13 235V236H12ZM102 235V234H101ZM206 235H207V232H206ZM211 235V234H210ZM210 235L208 236V237H210ZM146 237V240H144L143 239V237ZM198 236V237H197ZM203 236V237H202ZM111 237V236H110ZM212 237V236H211ZM210 237V238H211ZM155 239L156 240V244L154 245V243H153V245H151V243H150V240L151 239ZM184 238V239H183ZM241 238V239H240ZM253 238V239H252ZM263 238L261 237V240L260 241H262L263 240ZM115 239V238H114ZM178 239V241L181 239H183L182 241H180L182 244H180L181 246H183V248L181 247V249H183V250H181L180 248H179V246H177L178 248H177V250L178 249H180V250H178V251H180V252H183L184 253V251H187L188 253H186L185 252V254L183 255V253H179V255H178V251H177V255L178 256H180V259H179V257L177 256V255H174L173 256V254H170L171 252H174V250H176V248H175V246L177 245V243H178V241H176L177 243H175L174 241L175 240H177ZM203 240V239H202ZM220 240H222V244H226V245H221L220 246ZM21 241V242H20ZM189 241V242H188ZM208 241V240H207ZM220 241V242H219ZM242 241H243V243H242ZM114 242V241H113ZM155 242V241H154ZM174 242V243H173ZM179 242V243H180ZM206 242V241H205ZM209 242V241H208ZM262 242H264V240L262 241ZM170 243H173L174 245L173 246H167L166 244H168V245H172V244H170ZM185 243V242H184ZM197 243V242H196ZM219 243V244H218ZM241 243V244H240ZM257 243V242H256ZM261 243V242H260ZM237 244H238V246H237ZM239 244H240V246H239ZM250 244V246H252ZM192 245V244H191ZM215 245V246H214ZM244 245H246V244H244ZM243 245V246H244ZM256 245H258V243L256 244ZM214 246V247H213ZM223 246V249L221 248ZM236 246V247H235ZM172 247H174V249L172 248ZM208 248V247H207ZM167 249H169V252H168V250ZM170 250H171V252H170ZM167 251V252H166ZM194 251V252H193ZM211 251V250H210ZM222 251H225L224 253H222ZM246 251V252H245ZM191 252V253H190ZM193 252V253H192ZM250 252H252V253H250ZM263 252H264V250H263ZM174 253H176V251L174 252ZM257 253V255H255ZM252 254H254V255H252ZM225 256H226V258L227 257H229V258H231V260L228 258L227 260H224L223 262H222V258L224 257L225 258ZM6 257V255L5 254H3L2 252H1V250H0V264H8L7 263V261L8 260H6L7 258H5ZM182 257L183 258H185V259H187V261H188V263H186L185 262V259H182ZM173 258V259H172ZM207 258L209 259V260H207ZM225 258V259H226ZM243 258H244V261H242L243 260ZM245 258L247 259V258H251V262L250 261H247V260H245ZM261 258H262V260L263 261H261ZM168 259H170V262H168L169 260ZM171 259H172V261H171ZM193 259V260H192ZM194 259H197V260H194ZM233 259V260H232ZM258 259V260H257ZM166 260H168L167 262H166ZM174 260L176 261V263L174 262ZM190 260H192V261H190ZM257 260V261H256ZM194 261H196V262H194ZM209 261V262H208ZM226 261H231V262H229V263H227ZM245 261H247L246 263H245ZM193 262V263H192ZM225 262V263H224ZM10 264V263H9Z\"/></svg>",
    "mask_w": 264,
    "mask_h": 264
},
{
    "label": "built area",
    "instance_id": "obj_3",
    "mask_svg": "<svg viewBox=\"0 0 264 264\" xmlns=\"http://www.w3.org/2000/svg\"><path fill=\"white\" fill-rule=\"evenodd\" d=\"M98 97V96H97Z\"/></svg>",
    "mask_w": 264,
    "mask_h": 264
}]
</instances>
